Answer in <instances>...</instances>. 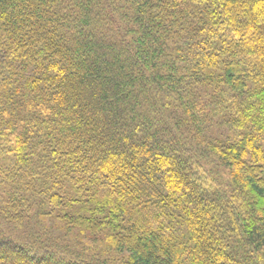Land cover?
Instances as JSON below:
<instances>
[{
  "label": "trees",
  "instance_id": "obj_1",
  "mask_svg": "<svg viewBox=\"0 0 264 264\" xmlns=\"http://www.w3.org/2000/svg\"><path fill=\"white\" fill-rule=\"evenodd\" d=\"M0 264H264V0H0Z\"/></svg>",
  "mask_w": 264,
  "mask_h": 264
},
{
  "label": "rangeland",
  "instance_id": "obj_2",
  "mask_svg": "<svg viewBox=\"0 0 264 264\" xmlns=\"http://www.w3.org/2000/svg\"><path fill=\"white\" fill-rule=\"evenodd\" d=\"M215 122V121H214ZM214 122H212V123H209L208 124V128H206L205 130L208 132V134L209 135H212V134H217L218 136H220V135H225L224 133H225V131H226V129L225 128H223V126L222 125H218V124H216V123H214ZM227 127V126H226ZM50 224V223H49ZM55 229H57L56 227L54 228V230Z\"/></svg>",
  "mask_w": 264,
  "mask_h": 264
}]
</instances>
